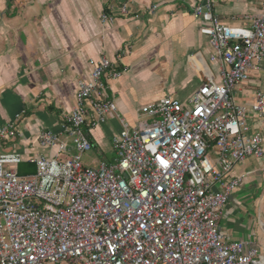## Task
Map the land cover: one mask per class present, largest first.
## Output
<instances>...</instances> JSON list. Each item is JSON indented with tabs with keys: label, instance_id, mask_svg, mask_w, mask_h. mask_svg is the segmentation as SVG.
Wrapping results in <instances>:
<instances>
[{
	"label": "built area",
	"instance_id": "1",
	"mask_svg": "<svg viewBox=\"0 0 264 264\" xmlns=\"http://www.w3.org/2000/svg\"><path fill=\"white\" fill-rule=\"evenodd\" d=\"M214 4L199 0L192 14L220 81L209 77L185 102L165 96L141 106L147 120L131 126L108 93V79L123 68L91 58L61 122L65 139L52 130L37 135L54 153L30 157L28 175L12 167L18 154H0V264H264V246L219 227L241 181L234 167L264 157L262 135L248 123L249 114H264V92L249 105L234 97L264 59V2L247 25L223 23ZM112 21L101 14V24ZM111 116L121 126L112 137L115 159L85 165L88 129ZM18 135L13 123L0 126V139Z\"/></svg>",
	"mask_w": 264,
	"mask_h": 264
},
{
	"label": "crops",
	"instance_id": "2",
	"mask_svg": "<svg viewBox=\"0 0 264 264\" xmlns=\"http://www.w3.org/2000/svg\"><path fill=\"white\" fill-rule=\"evenodd\" d=\"M199 0H0V126L14 124L18 136L0 139V154L50 156L37 135L54 131L65 139L61 122L74 105L77 83L85 78L91 58L107 57L123 68L108 79L109 95L119 115L131 126L147 120L139 111L165 96L185 102L209 77L220 81L219 63L200 22L192 14ZM264 0H216L214 13L226 24L247 25L261 13ZM126 12H122V7ZM105 12L114 21L103 25ZM125 53L120 57V50ZM264 92V59L250 80L234 88L235 99L249 105ZM264 147V114H249ZM120 122L111 116L87 131L92 149L83 157L96 166L114 159L112 137ZM241 178L222 210L221 231L232 239L264 246V157H250L231 174Z\"/></svg>",
	"mask_w": 264,
	"mask_h": 264
},
{
	"label": "trees",
	"instance_id": "3",
	"mask_svg": "<svg viewBox=\"0 0 264 264\" xmlns=\"http://www.w3.org/2000/svg\"><path fill=\"white\" fill-rule=\"evenodd\" d=\"M17 172L20 175L32 174L35 172V165L34 163L21 162L18 164Z\"/></svg>",
	"mask_w": 264,
	"mask_h": 264
},
{
	"label": "rangeland",
	"instance_id": "4",
	"mask_svg": "<svg viewBox=\"0 0 264 264\" xmlns=\"http://www.w3.org/2000/svg\"><path fill=\"white\" fill-rule=\"evenodd\" d=\"M87 153H88V152H87ZM85 156H86V153L84 154V156H83V157H85ZM65 157H66V156H65ZM115 157H116V155H115V153H114V159H115ZM114 159H113V160H114Z\"/></svg>",
	"mask_w": 264,
	"mask_h": 264
},
{
	"label": "water",
	"instance_id": "5",
	"mask_svg": "<svg viewBox=\"0 0 264 264\" xmlns=\"http://www.w3.org/2000/svg\"><path fill=\"white\" fill-rule=\"evenodd\" d=\"M216 1V0H215Z\"/></svg>",
	"mask_w": 264,
	"mask_h": 264
}]
</instances>
